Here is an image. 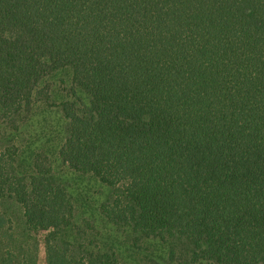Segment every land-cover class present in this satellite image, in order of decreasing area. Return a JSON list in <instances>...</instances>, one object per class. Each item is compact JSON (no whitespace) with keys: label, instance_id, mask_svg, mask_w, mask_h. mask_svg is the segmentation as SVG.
Masks as SVG:
<instances>
[{"label":"trees","instance_id":"16d2710c","mask_svg":"<svg viewBox=\"0 0 264 264\" xmlns=\"http://www.w3.org/2000/svg\"><path fill=\"white\" fill-rule=\"evenodd\" d=\"M60 74L99 231L18 137ZM39 234L46 264H264V0H0V264Z\"/></svg>","mask_w":264,"mask_h":264},{"label":"rangeland","instance_id":"374dc122","mask_svg":"<svg viewBox=\"0 0 264 264\" xmlns=\"http://www.w3.org/2000/svg\"><path fill=\"white\" fill-rule=\"evenodd\" d=\"M46 81L50 89L49 100L47 103L39 100L26 116L18 135L19 141L25 146L40 147L48 157L55 176L63 182L71 196L76 225L91 223L99 231L98 207L107 199V189L88 177L82 178L74 174L63 166L56 156L64 137V121L57 107L68 90L69 77L67 74H60ZM2 210L12 219H17L16 216L21 214L20 209L12 203L3 204ZM43 238L44 234H39L35 238L37 242L35 264H46Z\"/></svg>","mask_w":264,"mask_h":264}]
</instances>
